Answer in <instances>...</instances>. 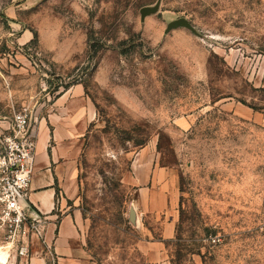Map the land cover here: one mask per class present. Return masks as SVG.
<instances>
[{"label":"rangeland","instance_id":"374dc122","mask_svg":"<svg viewBox=\"0 0 264 264\" xmlns=\"http://www.w3.org/2000/svg\"><path fill=\"white\" fill-rule=\"evenodd\" d=\"M66 94L93 114L66 206L90 262L150 264L165 216L130 215L160 195L167 263L264 264V0H0V132L26 112L37 144ZM9 236L0 264H31Z\"/></svg>","mask_w":264,"mask_h":264},{"label":"crops","instance_id":"0c3cea01","mask_svg":"<svg viewBox=\"0 0 264 264\" xmlns=\"http://www.w3.org/2000/svg\"><path fill=\"white\" fill-rule=\"evenodd\" d=\"M60 102L62 109L49 115L47 120L51 130H44L36 144V166L28 203L44 216L47 223L43 237L32 241L37 249L31 264H53V261L55 264H94L87 258L80 242L81 214L66 207L77 194L79 142L93 120V114L81 97L71 98L66 94L57 100V107ZM160 199V195L154 196L150 202L151 210H140L139 213L134 210L130 215L136 227L142 226L143 215L165 216L161 239L140 244V250L150 264H169L164 254L165 243L174 238L176 230L171 210L158 209Z\"/></svg>","mask_w":264,"mask_h":264},{"label":"built area","instance_id":"2783aa9c","mask_svg":"<svg viewBox=\"0 0 264 264\" xmlns=\"http://www.w3.org/2000/svg\"><path fill=\"white\" fill-rule=\"evenodd\" d=\"M30 123L28 114L19 112L13 117L10 133L0 132V221L10 238L23 242L40 240L47 223L28 203L36 166V135ZM25 254L27 248L23 247L21 255Z\"/></svg>","mask_w":264,"mask_h":264},{"label":"bare ground","instance_id":"6f19581e","mask_svg":"<svg viewBox=\"0 0 264 264\" xmlns=\"http://www.w3.org/2000/svg\"><path fill=\"white\" fill-rule=\"evenodd\" d=\"M3 252H4V251H3ZM3 252L0 253V261H1V262H5V260H6V259H5V255H4Z\"/></svg>","mask_w":264,"mask_h":264},{"label":"water","instance_id":"95a60500","mask_svg":"<svg viewBox=\"0 0 264 264\" xmlns=\"http://www.w3.org/2000/svg\"><path fill=\"white\" fill-rule=\"evenodd\" d=\"M146 11H143V16L145 15ZM134 213V212H133Z\"/></svg>","mask_w":264,"mask_h":264}]
</instances>
